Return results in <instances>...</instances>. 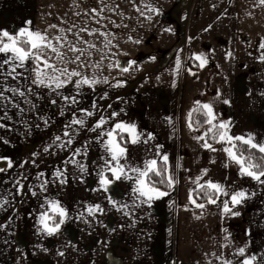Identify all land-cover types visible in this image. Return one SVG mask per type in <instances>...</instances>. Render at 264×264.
<instances>
[{
	"label": "rangeland",
	"instance_id": "rangeland-1",
	"mask_svg": "<svg viewBox=\"0 0 264 264\" xmlns=\"http://www.w3.org/2000/svg\"><path fill=\"white\" fill-rule=\"evenodd\" d=\"M41 1L39 6L43 10H37L36 18L46 28L52 24L63 29L75 25V31L82 25L85 26V22L89 29L115 34L113 43L118 44L121 55L105 59L101 74L113 82L114 78L119 77L125 83L119 88L106 85L100 87L103 90L99 92L100 95L107 91L110 97L103 108L105 113L113 107L116 111L122 108L124 113H121V118L130 123L136 114L148 115L152 120L149 132L155 136V140H159L163 126L169 123L166 120L172 110L182 115L197 99L210 102L211 96L220 91V88L228 91L230 87H244V115L246 108L252 109L250 114L257 110L256 118L262 119L264 123V95H261L264 92V63L258 60L261 54L258 45L264 41V6H260L259 1L149 0L162 11V15L152 23L143 20L135 10L144 0H104L103 4L101 0H81L73 5L65 2L60 4L57 0ZM93 6L103 8L100 15L106 19L97 23L94 15L89 12L88 20H81L80 9L85 13ZM40 11H47V15L41 16ZM246 15L254 17L247 20ZM167 27L172 28L174 34L164 31ZM247 29L253 32L252 36H249ZM129 37L140 39L142 43L133 44ZM90 39L95 42L98 39L99 49L102 46L104 49L101 50L105 53L117 51L116 48H105V40L99 35L90 36ZM229 52L232 53L231 58L227 56ZM193 53H203L207 59L205 67L192 70L196 73L195 76L186 70ZM150 56H155L156 60H149ZM93 58L96 60L95 55ZM177 58L181 60L178 74L175 71ZM113 59H118L125 66L127 61L135 60L136 65L129 73H121L114 67L109 69ZM91 71L92 69L90 73ZM218 79H223L225 83ZM92 103L93 101L90 102V108ZM109 104L112 107L106 108ZM82 144L83 142L79 143L77 147ZM23 150L24 155L17 157L19 163L14 165L15 169L0 173V203L4 199L9 201L5 205L11 207L17 227L10 226L16 232L21 248L19 257L10 255V263L71 264V243L73 242L74 249H79L80 245L77 235H74L72 242H66L70 226L55 236L37 235L36 220L43 210L41 204L45 197L59 200L71 216L79 214L84 189L94 190L95 195V190L99 188L95 171L101 156L100 146L90 144L87 157H76L88 166L89 178L85 174L81 176L80 170L71 163H63L71 155L70 150L52 149L49 156H39L33 152L27 154L28 149ZM34 151L39 152L41 149ZM34 158L35 164L32 163ZM57 169H66L67 182L64 185H60L58 181L50 183L47 193L39 194L38 185L42 180H52ZM41 172L45 175L37 179ZM17 180L25 185L23 194H15L14 185ZM29 187L38 192L37 197L31 195ZM21 205H25L24 210ZM19 210H23L22 213ZM245 242L250 254L258 257L264 254V229L260 233L256 229H247L244 224V244ZM60 252L64 255H59ZM5 261L9 262V259H4L3 262Z\"/></svg>",
	"mask_w": 264,
	"mask_h": 264
},
{
	"label": "crops",
	"instance_id": "crops-1",
	"mask_svg": "<svg viewBox=\"0 0 264 264\" xmlns=\"http://www.w3.org/2000/svg\"><path fill=\"white\" fill-rule=\"evenodd\" d=\"M76 1L81 2V0H57L60 4L65 2L72 5ZM41 2V0H0V29L13 32L21 27H29L27 21H31V27L36 30L47 29L36 18L37 10L42 9L39 6ZM80 11V19L87 21L89 15H84L81 9ZM40 15H47V11H40ZM246 17L248 20L254 15H246ZM258 17L263 18L260 15ZM84 25L87 26V23L84 22ZM56 31L52 30L54 33ZM247 33L249 36L253 35L249 29ZM80 35L84 40L96 43L97 48L100 47L97 43L98 39L95 42L86 33H80ZM100 49L104 48L101 46ZM95 56L96 60L100 59V54L96 53ZM88 72L90 73V69ZM223 79L218 80L225 83ZM3 86L4 77L0 76V87ZM8 86L25 90L31 85L30 81L23 79L14 81L9 78ZM100 87L102 85L97 86L95 93L85 87L80 97V104L74 107L90 108V102L96 101L103 109L110 97L100 99L99 92L103 91ZM219 92L221 93L219 99L215 98L216 92L211 96L210 102L204 103L214 104L218 117L221 120L232 122V132L235 135L250 133L257 140L264 141V123L262 119L256 118L257 110L250 114L252 109L246 108V115H244V87H230L228 91L220 88ZM63 94H70V90H64ZM6 95L12 97L19 107L0 100V124L5 125L0 128V161L6 162L3 158H10L13 171L14 165L19 163L17 157L24 155L23 149H28L27 154L33 152L39 156H49L50 154L43 151L44 148L52 145L53 138L62 133L72 112L65 109V115H61L60 109L63 102L59 100V97L50 94L47 89L34 88L33 93H26L25 97L12 96V93H6ZM52 98L58 100L57 105L50 103ZM224 99H228L230 104H223ZM191 108L184 111L182 115L175 110L167 112L171 123L163 126L161 130L163 133L159 140L149 141L148 145H128L129 158L136 162H142L144 158L151 157L153 153L149 149L152 145L157 143L163 145V151L169 156V163L178 180L175 190L169 197L156 201L152 208H148L146 205H140L139 200H134L128 182L121 183L119 187L114 186L115 199L121 204H127L128 207L123 211H117L108 203L106 199L108 193L98 191L97 188L96 194L93 195L94 190L84 189L79 214L83 212L84 219L89 223L81 221L78 218L79 214H76L77 219L70 225L66 242L69 243V240L72 242L74 235H77L80 245L79 249H74L73 242L71 243L69 251L71 264H207L209 260L212 264H218L216 258L210 254L232 256L236 248L244 245V224L247 229H256L262 233L264 229V185L248 177L241 178L237 174V166L228 160L224 152L206 151L192 139L194 133H191L185 124V117ZM113 110H115L114 107L107 113L104 111V115ZM44 119H48L47 125L43 123ZM91 122L88 119V123ZM151 122L148 115L137 114L131 121V123H136L138 130L144 133H149ZM94 136L95 133L87 129L81 130L79 135L74 137L76 143L73 147L90 141ZM215 147L219 148L220 145H215ZM34 149H41V151L36 152ZM52 149L57 148L53 146ZM101 149L102 146H100L102 155L103 149ZM211 160H215L216 163H210ZM178 163L181 165V170L175 168ZM225 164L229 167L225 168ZM204 168L209 170L205 179L211 178L217 182H226L227 185H234L237 189L243 188L249 193V199L238 209L241 212L240 216L222 220L216 205H208L206 209L199 210L188 203V192L192 187L189 180L194 179ZM10 169L7 167L5 171ZM184 169L190 171H184ZM88 173L89 170L85 174L86 178H89ZM253 192L254 196L251 195ZM93 204H100L104 208V214L98 213L95 218L89 217L86 206ZM21 206L24 210L25 205ZM186 206L187 211H185ZM23 210L19 212L22 213ZM125 212L128 215H125ZM201 212L200 218L197 219L196 215ZM22 215L18 217L20 220ZM14 216L10 206L4 205L0 209V264H12L10 255L19 257L20 241L17 240L16 232L10 226L15 225ZM224 228L231 234L232 246L228 248L221 247V244L226 243L223 239L225 233L222 229ZM206 253L209 255H205ZM4 259H9V262H3Z\"/></svg>",
	"mask_w": 264,
	"mask_h": 264
},
{
	"label": "snow or ice",
	"instance_id": "snow-or-ice-1",
	"mask_svg": "<svg viewBox=\"0 0 264 264\" xmlns=\"http://www.w3.org/2000/svg\"><path fill=\"white\" fill-rule=\"evenodd\" d=\"M101 3L103 4L104 0H101ZM259 5L264 6V0H259ZM135 10L143 20L149 23L162 15L161 9L149 0H144ZM89 12L94 15L97 23L101 19H106L100 15L103 8L98 9L93 6L84 15H88ZM26 23L29 27H21L13 32L0 29V76L4 77V86L0 87V100L7 101L14 107H19L6 93H12V96L25 97L26 93H33L34 88L47 89L50 94L59 97V100L63 102L60 114L65 115V109H69L72 115L64 125L62 133L56 135L53 138V144L46 146L43 151L52 154L53 146L61 150H70L71 155L63 163L65 165L71 163L73 167L80 170L81 176H83L88 172V166L77 160L76 157H87L90 144L102 146L103 154L99 157L100 163L96 166L95 171L99 185L97 190L108 193L106 199L117 211H123L124 208L128 207L127 204H121L117 201L114 194L115 187H119V184L124 182L129 183L134 200H139L140 205H146L148 208H152L156 201L169 197L171 192L175 190L178 180L169 163V156L163 151V145L158 143L152 145L149 151L153 154L151 157L144 158L142 162H136L129 158L128 145H148L149 141L155 140L152 133H144L138 130L136 123L126 122L119 118L121 113H124L122 108L119 111L113 110L104 115L105 109L100 108L96 101H93L91 108L74 107L80 104V97H82L85 87L95 92L98 85H106L110 88H119L124 85L125 81L119 77L114 78L113 82L101 74L103 71L102 63L105 59L121 55L118 44L113 43V40L116 39L115 34L99 29L92 30L87 26L74 31L75 25L72 28L63 29L56 24H52L44 30H36L31 27V21ZM109 23L114 24L113 21H109ZM52 29L57 31L54 33ZM164 31L173 33V29L170 27L165 28ZM80 33H86L89 36L99 35L105 40V48H116L117 51L105 53L97 48L95 43L84 40ZM129 40L137 45L142 43V40L132 39V37H129ZM258 49L261 53L258 60L260 63H264V41L259 43ZM96 53L100 54L99 60L93 58ZM123 55H127V53H123ZM227 56L231 58L232 53H227ZM148 59L154 62L156 57L150 56ZM190 59L198 61L199 63L194 66L201 69L207 64V59L203 53H193ZM135 65V60L127 61L125 66L118 59H113L112 64L108 67L109 69L114 67L121 73H129ZM88 69H92L91 73L88 72ZM180 70L181 60L177 58L175 71L178 74ZM186 70L189 74L196 75L192 71V67H188ZM9 78L14 81L19 79L30 81L31 86L25 90L10 87L8 86ZM173 87H175V83H173ZM66 89L70 90V94H63ZM108 95V92L104 91L100 95V99H107ZM220 95L221 93L217 91L215 98L219 99ZM261 95H264V92ZM50 103L57 105L58 100L52 98ZM222 103L228 105L230 101L224 99ZM111 107V104L106 106V108ZM20 110L23 111V109ZM81 117H86L92 122L88 123V119ZM168 120L171 123V118ZM48 122V119L43 120L45 125ZM185 124L189 131L194 133L192 139L204 150L224 152L228 160L237 166L238 176L241 178L248 177L258 184L264 185V163H258L255 156V153L258 152L260 159L264 160V141L257 140L250 133L235 135L232 132V122L221 120L215 111L214 104L204 103L198 99L194 101L193 107L187 113ZM3 127L5 125L0 124V128ZM83 129L95 133V136L81 147H73L76 143L74 137L78 136ZM215 145H220V147L217 148ZM3 159L6 160L8 168L13 167L10 158ZM32 163L35 164V158ZM210 163L214 164L216 161L211 160ZM224 167L227 168L229 165L225 164ZM175 168L181 170V165L178 163ZM4 171L5 169L0 167V172ZM184 171L190 170L184 169ZM208 171L207 168L201 169L199 175L189 180L192 187L188 192V203L199 210L206 209L208 205H216L222 220L240 216L241 212L238 209L249 199V193L243 188L237 189L234 185H227L226 182H217L211 178L205 179ZM44 175L43 172L39 173L37 179ZM57 181L60 185L67 182L66 169L64 171L57 169L52 180H42L38 185L39 194L47 193L49 184ZM83 182L81 179V183ZM14 186L16 187L15 194H23L25 185L20 180H17ZM28 191L33 197L38 196V192L31 187L28 188ZM251 195L254 196L255 193L253 192ZM7 203L9 201L4 199L0 203V208ZM41 208L43 210L39 212L36 220L37 235L55 236L77 219V217L71 216L69 210L57 199L45 197ZM187 210L186 206L185 211ZM86 211L87 215L92 218H95L98 213L104 214V208L100 204L87 205ZM124 214L128 215L127 212ZM201 214L202 212L197 214L196 218L199 219ZM78 218L89 223L84 219L83 212L79 214ZM222 231L225 233L223 239L226 243L221 244V247L228 248L232 246L231 234L226 228ZM59 255L63 256L64 253L60 252ZM205 255L209 254L206 253ZM210 255L216 258L218 264H264V254L259 257L250 254L247 242L236 248L232 256H217L216 253ZM207 264H212V261H207Z\"/></svg>",
	"mask_w": 264,
	"mask_h": 264
},
{
	"label": "trees",
	"instance_id": "trees-1",
	"mask_svg": "<svg viewBox=\"0 0 264 264\" xmlns=\"http://www.w3.org/2000/svg\"><path fill=\"white\" fill-rule=\"evenodd\" d=\"M189 67H192V70H197L199 67H195L194 65L198 64L197 61H194L192 59L189 60L188 62ZM195 118V117H194ZM245 151L247 152V149L245 148ZM256 159L258 163H264V160L260 159V154L257 152L255 153ZM0 167L6 169L7 168V163L5 161H0Z\"/></svg>",
	"mask_w": 264,
	"mask_h": 264
}]
</instances>
